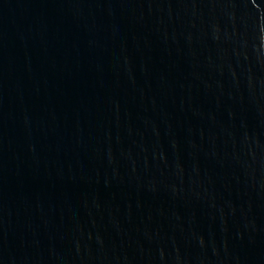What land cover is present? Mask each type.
Returning <instances> with one entry per match:
<instances>
[{"label":"water","instance_id":"1","mask_svg":"<svg viewBox=\"0 0 264 264\" xmlns=\"http://www.w3.org/2000/svg\"><path fill=\"white\" fill-rule=\"evenodd\" d=\"M0 264H264V0H0Z\"/></svg>","mask_w":264,"mask_h":264}]
</instances>
